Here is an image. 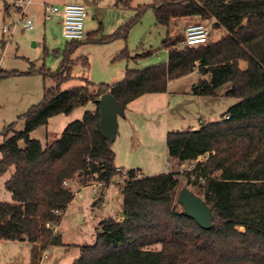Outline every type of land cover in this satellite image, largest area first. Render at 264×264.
<instances>
[{
  "label": "trees",
  "instance_id": "1",
  "mask_svg": "<svg viewBox=\"0 0 264 264\" xmlns=\"http://www.w3.org/2000/svg\"><path fill=\"white\" fill-rule=\"evenodd\" d=\"M147 8L153 9L157 23L168 28L163 41L166 62L127 70L113 84L96 85L83 77L84 85L62 89L73 79L77 61L90 66L86 56L71 60L77 45L126 39ZM180 18L206 22L207 42L178 48L183 32L173 35L170 28ZM212 30L224 33L212 39ZM100 32L101 28L67 44L57 72L43 70L55 85L46 88L43 100L24 114V130L11 125L0 131V179L10 175L5 188L13 199L0 201V240L28 241L31 264H40L45 249L63 244L54 227L75 196V185L115 183L122 192L123 218L103 219L95 243L77 245L79 257L73 264H264V0H154L140 5L136 17L115 33L98 38ZM122 55L129 54L125 50ZM194 72L202 76L194 94L217 96L229 84L223 95L240 99L223 119L203 121L198 130L167 134L170 162L180 165L207 156L198 163L204 182L186 175L212 209L209 229L179 204L177 170L144 175L131 169L124 182H113L122 172L117 170L112 143L100 128L103 94L111 93L127 107L146 93L167 92L170 81ZM89 102L96 109L69 123L58 139L44 145L31 137L50 118L70 114Z\"/></svg>",
  "mask_w": 264,
  "mask_h": 264
},
{
  "label": "rangeland",
  "instance_id": "2",
  "mask_svg": "<svg viewBox=\"0 0 264 264\" xmlns=\"http://www.w3.org/2000/svg\"><path fill=\"white\" fill-rule=\"evenodd\" d=\"M42 1L60 7L69 3L82 4L87 12L84 31L89 34L101 28L98 38L111 35L131 22L136 17L140 5H150L154 2L34 0L27 10V16L33 21L34 28L25 29L21 22L18 23L13 42L6 46L2 43V40H5L3 26L9 24V16L17 22L19 14L12 5L13 0H0V131L11 125L18 131L24 130V114L43 100L46 88L55 85L54 79L44 71L59 70L65 59V48L72 42L64 37L59 18L45 22ZM127 1L129 6L126 5ZM6 5L10 8L4 14ZM195 22L198 21L194 18H180L171 25L170 32L177 35L182 31L184 34L185 28ZM201 22L206 25V22ZM52 26L54 30L51 29ZM222 32L224 33V30H212L211 38H219ZM167 33L168 28L157 23L153 9L147 8L130 27L126 39L119 37L107 42L80 43L71 53V60L86 56L90 66L86 68L81 61H77L73 67V79L65 82L62 89L84 85L83 77H88L96 85L113 84L121 81L127 70H142L166 62L168 50L163 41ZM125 50L128 56L122 55ZM241 66L245 67L246 62H241ZM196 74L200 80L202 76ZM229 87V84L221 87L217 96H189L184 93L189 91V82L176 80L170 86L169 105L157 107L156 110V106L144 101L143 105L140 102L127 107L125 115L119 116V130L112 142L117 164L126 162L130 165L128 169H143L148 173L164 171L168 162V132L187 130L193 124L200 126L201 119L218 121L225 118L228 110L240 101L238 98L223 95ZM95 109V103L89 102L70 114L56 115L49 119L47 125L34 130L31 137L40 140L44 145L52 142L61 136L69 123L82 120L86 111ZM127 118H130L133 124H127ZM2 142L3 136H0V145ZM20 146H24L23 141ZM175 168L179 169V166L175 165L173 169ZM179 173L178 194L183 187H189L196 192V188L188 181L186 172ZM8 178L9 174L0 179V201L13 200L12 193L5 188ZM119 190L116 185L111 188L112 194L106 198L111 202L103 209L92 198L91 189L82 190L84 197L77 193L62 215L59 225L63 244L51 246L48 258H42L40 264H73L79 257L77 245L94 244L99 223L108 216L120 213L117 211ZM115 218L122 219L119 216ZM239 229L243 231L244 227ZM31 248L32 245L28 241L0 240V264H31Z\"/></svg>",
  "mask_w": 264,
  "mask_h": 264
},
{
  "label": "built area",
  "instance_id": "3",
  "mask_svg": "<svg viewBox=\"0 0 264 264\" xmlns=\"http://www.w3.org/2000/svg\"><path fill=\"white\" fill-rule=\"evenodd\" d=\"M33 0H13L12 5L18 11L17 22L14 21L10 16L8 17L9 24L3 26V34L5 36V45L13 42V36L15 28L18 23H22L25 29H33L34 23L27 16V9ZM60 15L62 22V31L65 38L71 41H80L86 38V33L84 31V23L87 18V12L82 4L69 3L63 6H57L52 4H47L45 6L44 18L46 21H50L54 15ZM210 35V29L207 25L203 23H193L188 25L183 34L182 41L178 44V48H183L186 46H192L197 44H202L207 42ZM207 156H199L196 160L182 162L179 166L178 171L186 172L191 174V180H199L204 182L206 177L204 176L202 169L198 166V163L204 162ZM119 172H122V177L115 179L113 182H124L127 177V171L122 170L117 167ZM67 183V182H65ZM94 187H102V183L92 184ZM59 213V210H56ZM121 220V219H119ZM50 226V223H47ZM54 233H60L59 226L54 227ZM48 254L43 253L42 258H47Z\"/></svg>",
  "mask_w": 264,
  "mask_h": 264
},
{
  "label": "crops",
  "instance_id": "4",
  "mask_svg": "<svg viewBox=\"0 0 264 264\" xmlns=\"http://www.w3.org/2000/svg\"><path fill=\"white\" fill-rule=\"evenodd\" d=\"M33 2H34V0H33ZM33 2L29 5V7L33 4ZM47 4H49V3H47L46 1H42V3H41V6L43 7V16H44V14H45V6L47 5ZM6 7H7V5H6ZM6 7H5V10H4V14H6L8 11H9V9H8V11H6ZM28 7V8H29ZM8 8H10V7H8ZM28 10V9H27ZM54 18H59L60 19V21H61V17H60V15H54L53 17H52V19L50 20V21H52ZM45 19V18H44ZM50 21H46L45 20V22L47 23V22H50ZM61 24H62V22H61ZM51 29L52 30H54V28H53V26L51 27ZM88 34H86V36H87ZM2 43H3V45L5 44V42H4V40H2ZM197 72H195V73H192V74H190V75H187V76H184V77H182V78H179V79H176V80H186L187 82H189V91H185L184 93L185 94H188L189 96L190 95H196V94H194V92H193V90H194V88H196L197 87V85H195V84H198V81H199V79H198V77L197 76H195V75H197L196 74ZM192 75V76H191ZM195 76V77H194ZM194 77V78H193ZM176 80H173V81H176ZM173 81H170V83H169V86H168V90H167V92H163V93H146V94H144V95H142V96H140V97H138V98H136L135 100H133L131 103H129L128 105H127V107H129L130 105H133L134 103H140V102H142L141 104L143 105L144 104V101L146 102V104H151V106H156V110H157V107H161V106H166V105H169L170 104V95H169V90H170V86H171V83L173 82ZM196 96H198V95H196ZM140 104V105H141ZM127 107H126V109H125V113H126V110H127ZM128 117V116H127ZM204 120H200V122L202 123ZM126 123L127 124H133V122H131V120H130V118H127V121H126ZM120 125V124H119ZM201 126V125H200ZM200 126H197L196 124H193V125H191L190 126V128L189 129H192V130H198L199 128H200ZM127 127H129V126H127ZM178 130H180V129H178ZM186 130V129H185ZM139 136H140V134H139ZM167 155H168V150H167ZM117 156V155H116ZM120 164H117V161H116V165H117V167H119V168H121L122 170H126V171H129V170H131V169H128V167L130 166V165H128L126 162H119ZM176 165V167H178V166H180V165H178L175 161H173V162H170L169 161V157H168V162H167V164H166V169L164 170V171H150L149 173L148 172H145L143 169H140L141 170V172H142V174H144V175H157V174H163V173H168V172H170V171H173V170H179V169H177V168H175V169H173V167ZM161 170V169H160ZM9 177H10V175H9ZM115 183H112V184H110L109 186H107V187H94L93 185H87V186H81V185H75V187H74V189H75V192H76V194L77 193H80V196L81 197H84V195L81 193L82 192V190H87V189H91V195H92V198L95 200V202H97L98 203V205H99V207L101 208V209H103L104 207H106V205H107V203H109V202H111L110 200H107L106 198H108V197H110L109 195H111L112 193H110V191H111V188L112 187H115ZM117 186V185H116ZM120 192H119V194H118V203H119V207H118V212H120V213H118V214H115V215H113V216H108V217H121V218H123V214H122V211H121V202H122V192H121V189L119 190ZM75 194V195H76ZM83 195V196H82ZM69 206V205H68ZM67 206V207H68ZM120 210V211H119ZM66 211V210H65ZM108 217H106V218H108ZM61 224V223H60ZM61 234V233H60ZM61 238H62V236H61ZM51 248V246H49L47 249H45L44 250V252L43 253H47V254H49L48 253V250ZM42 257V256H41ZM48 258V257H47ZM42 260V259H41Z\"/></svg>",
  "mask_w": 264,
  "mask_h": 264
},
{
  "label": "water",
  "instance_id": "5",
  "mask_svg": "<svg viewBox=\"0 0 264 264\" xmlns=\"http://www.w3.org/2000/svg\"><path fill=\"white\" fill-rule=\"evenodd\" d=\"M126 106L120 105L111 93L100 97V128L102 134L112 143L119 130V116L125 115ZM178 202L183 211L205 229L213 226L212 209L203 197L196 194L189 187H183L178 195Z\"/></svg>",
  "mask_w": 264,
  "mask_h": 264
}]
</instances>
